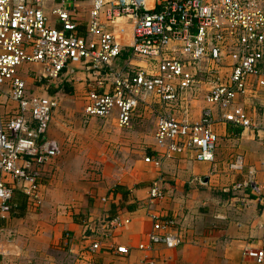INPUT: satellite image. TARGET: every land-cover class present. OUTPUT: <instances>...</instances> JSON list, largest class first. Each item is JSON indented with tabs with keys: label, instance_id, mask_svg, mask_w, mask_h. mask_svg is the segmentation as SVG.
Listing matches in <instances>:
<instances>
[{
	"label": "built area",
	"instance_id": "1",
	"mask_svg": "<svg viewBox=\"0 0 264 264\" xmlns=\"http://www.w3.org/2000/svg\"><path fill=\"white\" fill-rule=\"evenodd\" d=\"M259 1L90 0L85 24L61 1L51 11L56 27L44 14L43 0H0V92L15 104L0 116L1 217L12 211L16 190L28 204L41 203L44 171L60 154L58 143L47 136L57 100L27 93L18 75L23 65L39 66L41 77L53 82L85 74L83 114L107 118L115 111L120 129L130 126L140 103L155 99L153 147L144 163L159 168L163 160L184 152L212 163L216 123L254 127L236 101L246 96L250 84L264 86V4ZM203 76L211 85L197 101ZM196 101L202 107L194 118L189 113ZM239 161L231 169H240ZM160 181L158 177L148 188L150 202L164 198ZM250 184L244 180L236 186ZM150 219L151 230L137 245L139 251L182 244L173 219L156 213ZM127 251L116 248L117 254ZM244 254L256 264L263 262L262 250L246 248ZM143 262L155 264L149 256Z\"/></svg>",
	"mask_w": 264,
	"mask_h": 264
},
{
	"label": "crops",
	"instance_id": "2",
	"mask_svg": "<svg viewBox=\"0 0 264 264\" xmlns=\"http://www.w3.org/2000/svg\"><path fill=\"white\" fill-rule=\"evenodd\" d=\"M43 1L50 25L58 26L51 11L61 1L74 10L79 24L88 20L90 0ZM79 74L62 82L76 78L85 83V74ZM254 102L258 117L250 116L253 128L214 125L212 163L198 162L184 152L163 160L159 168L137 161L113 180L104 170L100 184L83 182V187L70 185L72 176L65 168L59 170L65 186L61 185L50 164L41 180V203L28 204L16 190L12 211L0 215V264H144L146 256L155 264H256L244 254L246 248L264 253V86L253 83L236 105L248 112ZM3 103L0 116L15 108L14 103ZM201 107L196 101L190 116L198 117ZM47 136L57 140L50 128ZM237 158L241 168L233 170L230 166ZM227 170L251 184L237 187L236 175L229 177ZM158 177L165 195L150 202L148 188ZM151 213L174 220L182 239L179 247L166 250L157 245L149 253L137 249L151 230ZM122 221L127 223L119 227ZM94 243L98 248H92ZM119 246L126 247L125 255L116 253Z\"/></svg>",
	"mask_w": 264,
	"mask_h": 264
},
{
	"label": "rangeland",
	"instance_id": "3",
	"mask_svg": "<svg viewBox=\"0 0 264 264\" xmlns=\"http://www.w3.org/2000/svg\"><path fill=\"white\" fill-rule=\"evenodd\" d=\"M259 2L264 4V0ZM18 75L25 81L27 93L48 95L57 100L50 131L57 137L60 154L50 166L61 185L65 186L64 180L58 177L62 168L67 169L66 174L72 176L71 186L83 187V182L96 186L103 180L105 172L109 173L112 180L115 175L120 176L118 171L122 174L128 172L137 161L142 162L144 155L153 147L155 118L159 109L155 99L147 97L133 113L130 126L120 129L115 122V111L107 118H89L83 114V96L87 87L82 79L75 80L76 77L66 84L62 80L47 81L41 77V68L33 64L23 65ZM77 75L79 78L80 74ZM205 78L203 76L197 85V101L204 98L211 85ZM4 96L0 92V110L6 106L3 103ZM257 108L254 102L248 115L257 118ZM230 172L227 170L229 177L238 174ZM224 176L226 178L227 175ZM234 180L238 183L242 178L236 175Z\"/></svg>",
	"mask_w": 264,
	"mask_h": 264
}]
</instances>
